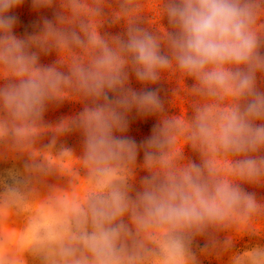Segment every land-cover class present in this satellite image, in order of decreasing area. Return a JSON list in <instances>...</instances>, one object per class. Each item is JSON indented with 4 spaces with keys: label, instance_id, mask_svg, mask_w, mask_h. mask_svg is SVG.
<instances>
[{
    "label": "clouds",
    "instance_id": "clouds-1",
    "mask_svg": "<svg viewBox=\"0 0 264 264\" xmlns=\"http://www.w3.org/2000/svg\"><path fill=\"white\" fill-rule=\"evenodd\" d=\"M23 3L0 0V160L23 162L0 171V264H201L225 253L264 264V244L231 251L238 238L264 239V200L244 187H264V0H31L53 18L19 38L12 10ZM162 79L187 105L179 114L149 87ZM66 100L83 110L46 124L49 105ZM133 110L158 117L139 144L125 135ZM73 131L79 155L57 147ZM12 216L23 218L18 235L5 231Z\"/></svg>",
    "mask_w": 264,
    "mask_h": 264
},
{
    "label": "rangeland",
    "instance_id": "rangeland-1",
    "mask_svg": "<svg viewBox=\"0 0 264 264\" xmlns=\"http://www.w3.org/2000/svg\"><path fill=\"white\" fill-rule=\"evenodd\" d=\"M54 9H34L32 7L31 0H24V3L12 10V14L18 17V22L14 26V34L19 38H24L26 35L31 34L35 31H38V27L34 25L42 24V18L47 17L49 19L53 18ZM166 23V21H165ZM104 31H107L113 35L122 34L124 32L123 27L121 26H106ZM56 60L55 53L51 54H41L40 63L43 65H50ZM188 85H191L192 81L188 80L186 82ZM130 87L134 90H141L144 85L138 82L134 74H130ZM149 87L158 89L161 99L164 101L166 111L171 114H179L181 108L187 107L183 105L182 102L175 100L174 91L177 87L174 80L162 79L156 85H150ZM83 110V103L75 100H66L60 104H51L44 115V121L48 125L55 126L60 123L63 119L71 118L79 114ZM158 122V117L156 116H147L141 117L138 116L133 110L129 114V129L125 133L128 137L134 139L138 144L146 140L152 132L153 126ZM54 134L49 132L46 134L42 140L41 144H47L50 142ZM63 145L67 148L72 149L77 155L82 152L83 149V136L81 133L73 131L66 133L63 136L58 138L57 147ZM193 161L198 162V158L191 151L186 153ZM143 152L141 151L138 156V163H142ZM22 161H13V160H0V171L11 168L15 166L16 168H22ZM143 171H139V177L145 175ZM49 183L63 185L66 183L65 178L63 177H51ZM138 186V184H137ZM245 189L250 192H255L257 198L264 200V187L261 186H250L244 185ZM23 226V218L12 216L10 217L5 231L8 235H18V230ZM200 246H203L204 240L200 239L198 241ZM254 243L264 244V239L261 238H249L247 236L238 238L235 242L232 252L243 251L247 247L251 246ZM231 253H225L222 256H216L215 254H210L207 256H200L201 264H228L229 256Z\"/></svg>",
    "mask_w": 264,
    "mask_h": 264
}]
</instances>
